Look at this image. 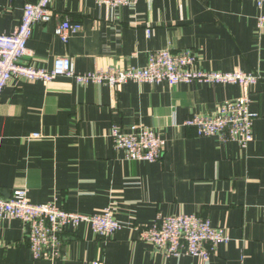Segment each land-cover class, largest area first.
Masks as SVG:
<instances>
[{
    "label": "crops",
    "instance_id": "crops-1",
    "mask_svg": "<svg viewBox=\"0 0 264 264\" xmlns=\"http://www.w3.org/2000/svg\"><path fill=\"white\" fill-rule=\"evenodd\" d=\"M0 0V34L14 31L25 2ZM55 15L34 25L20 62L50 69L67 55L76 72L108 66L142 67L162 48L191 49L194 68L241 70L261 76L241 83H148L127 81L112 98L103 83L57 77L48 83L12 78L0 94V195L26 189L32 203L55 201L69 211L111 207L123 227L108 237L88 223L66 226L61 255L35 259L18 219L0 218V264H264V31L255 0H138L108 7L97 0H53ZM81 30L64 43L62 21ZM146 28L150 29L149 35ZM249 93L255 115L246 147L217 136H198L184 121L211 114L226 100ZM112 124L142 125L161 133L157 161L130 160L115 150ZM38 135V136H34ZM197 214L225 229L208 260L167 257L137 239L135 227L157 215Z\"/></svg>",
    "mask_w": 264,
    "mask_h": 264
},
{
    "label": "built area",
    "instance_id": "built-area-1",
    "mask_svg": "<svg viewBox=\"0 0 264 264\" xmlns=\"http://www.w3.org/2000/svg\"><path fill=\"white\" fill-rule=\"evenodd\" d=\"M53 0L27 1L22 8L20 23L11 33L0 34V94L12 78L48 83L57 77H69L76 83L105 84L115 96L119 86L129 80L136 82L179 83H241L253 85L261 78L255 72L235 70L230 72L205 71L194 68L196 54L191 49L174 51L162 48L151 51L142 67L119 68L108 66L86 73L76 72L67 55L54 59L50 69L20 62L28 54L27 42L34 25L47 22L55 13L50 4ZM138 0H97L108 7L121 5L133 7ZM259 8L264 0H255ZM257 27L264 31V14L257 17ZM79 22L65 20L55 27L56 35L67 43L70 34L79 32ZM149 35L150 29L146 28ZM248 92L221 103L211 114H195L184 125L195 128L198 136L215 135L221 141H236L246 147L252 140L255 115L249 109ZM38 136V135H34ZM109 137L115 150H123L130 160L148 162L159 160L165 149L161 133L142 125L126 129L112 124ZM0 218L18 219L27 227L26 241L35 259H56L61 255V235L66 226L76 227L88 223L100 237H108L123 227L111 207L93 213H79L60 207L55 201L32 203L26 189H15L8 196L0 195ZM137 239L150 242L160 248L167 257L191 255L208 260L219 243H227L229 236L222 227L212 226L208 217L197 214L157 215L149 225L135 227ZM86 264H103L95 259Z\"/></svg>",
    "mask_w": 264,
    "mask_h": 264
}]
</instances>
